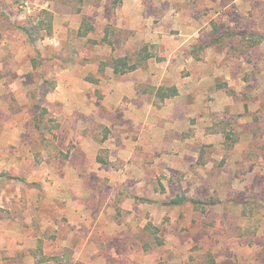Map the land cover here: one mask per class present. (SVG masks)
Returning <instances> with one entry per match:
<instances>
[{
    "label": "rangeland",
    "instance_id": "374dc122",
    "mask_svg": "<svg viewBox=\"0 0 264 264\" xmlns=\"http://www.w3.org/2000/svg\"><path fill=\"white\" fill-rule=\"evenodd\" d=\"M93 1L0 0V264H264V0Z\"/></svg>",
    "mask_w": 264,
    "mask_h": 264
},
{
    "label": "trees",
    "instance_id": "16d2710c",
    "mask_svg": "<svg viewBox=\"0 0 264 264\" xmlns=\"http://www.w3.org/2000/svg\"><path fill=\"white\" fill-rule=\"evenodd\" d=\"M80 3H87V4H94L95 1H90V0H79ZM146 59L148 58V55H146ZM140 66V63H133V64H130L128 65L127 62H126V59L125 58H119V59H115L113 61V71H114V74H125L126 72L128 71H134V70H137ZM124 67H127V70H123ZM171 91L170 94L168 93H159L160 94V97L161 99H167V98H170V97H173L176 95V90L175 88H172L170 89ZM238 203L241 202V200H238L237 201ZM185 203H189L190 205H192L194 208H197L201 203L195 199H188L186 196L184 195H181V196H177L171 200H169L168 202H165L163 203L164 206H167V207H177V206H181L182 204H185Z\"/></svg>",
    "mask_w": 264,
    "mask_h": 264
},
{
    "label": "crops",
    "instance_id": "0c3cea01",
    "mask_svg": "<svg viewBox=\"0 0 264 264\" xmlns=\"http://www.w3.org/2000/svg\"><path fill=\"white\" fill-rule=\"evenodd\" d=\"M210 50H212L214 53H216L215 48H212V47L209 48V47H208L207 51H208V52H211ZM236 62H237V61H236ZM234 63H235V62H234ZM234 63L231 62L232 65H233ZM220 138H221V137H220ZM236 147H237V145H236ZM236 147H234V148H236ZM236 149H237V148H236ZM232 150H233V149H232ZM232 152H233V151H232Z\"/></svg>",
    "mask_w": 264,
    "mask_h": 264
}]
</instances>
